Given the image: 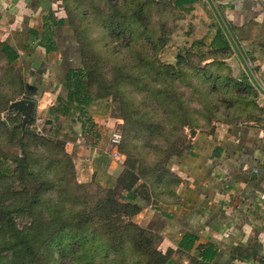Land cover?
<instances>
[{"label": "rangeland", "instance_id": "374dc122", "mask_svg": "<svg viewBox=\"0 0 264 264\" xmlns=\"http://www.w3.org/2000/svg\"><path fill=\"white\" fill-rule=\"evenodd\" d=\"M64 7L83 46L81 68L90 74L94 103L87 114L95 120L94 133L82 131L77 111L50 122L56 102L40 106L43 92L33 91L20 71L0 65V161L9 170L0 176V264H10L13 254L5 209L37 248L30 264H155L151 249L162 251L167 226L156 208L182 184L173 156L189 151L198 130L263 123L261 94L254 99L224 89L218 74L237 80L228 62L205 69L214 60L189 56L199 12L182 13L171 0H64ZM241 95L247 101L235 103ZM25 99L36 102V133L23 129L22 116L10 111ZM114 132L122 134L118 147ZM24 154L27 176L17 163ZM126 173L133 174V194L152 208L137 215L123 210L119 181ZM85 222L78 245L69 233Z\"/></svg>", "mask_w": 264, "mask_h": 264}, {"label": "crops", "instance_id": "0c3cea01", "mask_svg": "<svg viewBox=\"0 0 264 264\" xmlns=\"http://www.w3.org/2000/svg\"><path fill=\"white\" fill-rule=\"evenodd\" d=\"M214 2L264 88V0ZM206 3L200 0L182 13H200L188 40L191 45L203 42L202 50L207 52L218 27ZM4 46L18 54L14 69L25 75L28 86L43 92L40 106L44 107L63 93L67 73L81 67L84 51L64 0H0V65L8 69ZM222 56L234 77L244 79L235 52L225 51ZM260 102L264 107L261 95ZM52 117L53 124L63 118ZM80 124L83 132L94 133ZM171 166L182 184L174 198L156 208L166 220L162 251H172L168 264H199V252L208 247L216 252L212 264H264V122L198 130L191 149ZM138 204L143 209L153 207L142 196ZM186 234L198 238L191 252L179 247Z\"/></svg>", "mask_w": 264, "mask_h": 264}, {"label": "trees", "instance_id": "16d2710c", "mask_svg": "<svg viewBox=\"0 0 264 264\" xmlns=\"http://www.w3.org/2000/svg\"><path fill=\"white\" fill-rule=\"evenodd\" d=\"M200 0H171V4L174 5V7L179 11H190L192 9V6L198 3ZM170 2V0H169ZM138 7V4H137ZM190 7V8H188ZM131 8V7H130ZM129 8V9H130ZM146 4L141 6V9H145ZM137 12H140L139 9H136ZM135 10V12H136ZM148 10V7H147ZM218 27V33L214 40V42L211 45V50L203 51L202 47L204 46L203 42H195L193 46V50L189 51V56H196L200 63H203L207 61L209 58H213L214 61L210 64L204 65L205 69L210 68L212 64L215 66H225V61L222 60V53L225 51H230L233 53L230 43L228 42L226 36L224 35L222 29L220 28L219 24L216 22ZM49 41V40H48ZM49 46V42L48 45ZM4 52L8 56L9 61V67L10 70L14 72L15 62L18 60L19 56L18 54L14 53L12 50H10L8 47L4 46ZM221 56V57H220ZM83 57H84V51H83ZM178 62L181 63L182 58L178 57ZM83 61V59H82ZM216 79L221 81V86L226 89L230 90V88H233L235 93H239L240 91L244 93L245 95L253 96L254 99H257L259 94L257 90L253 87L251 82L249 81L248 77L245 75L244 79L242 80H233L226 78L224 74H218L216 76ZM208 80V79H207ZM90 74L85 69L79 67L77 69H71L67 73L66 79H65V89L63 93L58 97L56 104L51 108L52 114L55 116V120L57 121L59 117H71L76 111L79 112V121L82 123L84 131L88 133L93 132V122L92 120L87 116V108L90 107L94 103V99L90 92ZM225 86V87H224ZM234 93V94H235ZM235 94V95H237ZM30 96L29 94H27ZM247 101V99L244 98V96L241 95V97H237L234 102L239 103L242 101ZM16 130V129H14ZM13 130V132H14ZM19 130V129H18ZM23 133H26V135L30 138L35 139L36 136L29 134L27 131H22ZM191 149V146L189 147ZM186 151L181 153L180 155H176L173 157H182L185 155ZM172 157V158H173ZM17 163L20 165V171L22 176H27L30 174V166L27 164L26 155L24 154L22 158L17 160ZM9 173V170L5 168V165L3 162L0 161V176H6ZM25 179V178H23ZM119 183L122 185L123 192V210L126 212L128 211V215H137L142 210L143 207L138 204V199L140 196L133 194L134 191H132L133 186V174L126 173L124 177H122L119 181ZM38 196H34L32 199L36 200ZM105 204V203H104ZM106 205V204H105ZM99 210V208H98ZM2 213L5 215L3 216L8 223V232L12 233L11 236V244H9L10 248L13 251L12 254V260L10 264H30L31 261L36 262L39 253L37 252V248L34 244V242L24 233H22L18 228H16L14 224V219L11 218L12 211L10 210H1ZM74 219L76 221V217L74 216ZM86 224H80L77 226L75 223L76 228H74L73 233L70 232L69 237L71 241H75L78 243V245H81V239L84 234V225ZM136 230H138L139 235H144V232L141 228L137 226H132ZM65 229L62 228L61 232H64ZM146 234V232H145ZM142 243L145 248L148 250L151 249V246L149 243V240L144 239L141 237ZM161 239H159L158 242H160ZM198 238L195 235L192 234H186L182 242L180 243V249L191 252L197 242ZM138 241V239H137ZM161 243V242H160ZM1 247V245H0ZM152 252L150 253V256L152 258V262L155 264H168L172 255V251H167L164 253L161 250H158V248L151 249ZM199 258L201 261L199 264H212L216 257V252L213 250L212 247L204 248L202 251L199 252Z\"/></svg>", "mask_w": 264, "mask_h": 264}, {"label": "water", "instance_id": "95a60500", "mask_svg": "<svg viewBox=\"0 0 264 264\" xmlns=\"http://www.w3.org/2000/svg\"><path fill=\"white\" fill-rule=\"evenodd\" d=\"M207 4L209 5L212 13L215 16L220 28L222 29L224 35L226 36L228 42L230 43L233 51L235 52L237 58L239 59L247 77L251 81L254 88L264 97V88L258 82L256 77L254 76L248 62L246 61L243 53L241 52L236 40L234 39L232 33L230 32L226 22L224 21L218 7L216 6L214 0H206ZM36 107V102L32 100H19L13 102L10 106V111L13 113L22 116V124L21 127L23 129L27 128L30 133H36L34 130H31L32 123L34 121V111Z\"/></svg>", "mask_w": 264, "mask_h": 264}, {"label": "built area", "instance_id": "2783aa9c", "mask_svg": "<svg viewBox=\"0 0 264 264\" xmlns=\"http://www.w3.org/2000/svg\"><path fill=\"white\" fill-rule=\"evenodd\" d=\"M122 134H120L119 132H114L113 133V135H112V143H113V145L115 146V147H118L120 144H121V142H122ZM118 151L116 150L115 152H114V156L115 157H118Z\"/></svg>", "mask_w": 264, "mask_h": 264}]
</instances>
